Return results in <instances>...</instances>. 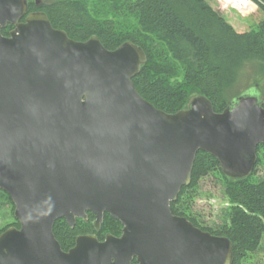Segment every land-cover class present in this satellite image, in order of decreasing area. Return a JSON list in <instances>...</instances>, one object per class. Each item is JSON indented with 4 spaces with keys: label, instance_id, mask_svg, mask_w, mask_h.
I'll return each mask as SVG.
<instances>
[{
    "label": "water",
    "instance_id": "95a60500",
    "mask_svg": "<svg viewBox=\"0 0 264 264\" xmlns=\"http://www.w3.org/2000/svg\"><path fill=\"white\" fill-rule=\"evenodd\" d=\"M28 9V0H0V189L20 224L0 234V264H232L231 240L171 203L198 151L229 177L253 172L264 143L257 85L221 112L202 94L166 112L133 82L147 62L142 47L78 41ZM87 212L97 230L110 213L121 235L81 234L63 250L56 220L73 227Z\"/></svg>",
    "mask_w": 264,
    "mask_h": 264
},
{
    "label": "trees",
    "instance_id": "16d2710c",
    "mask_svg": "<svg viewBox=\"0 0 264 264\" xmlns=\"http://www.w3.org/2000/svg\"><path fill=\"white\" fill-rule=\"evenodd\" d=\"M227 1L243 12L253 7L250 0ZM252 1L263 16L244 32L237 31L208 0H43L40 6L36 0H28V13L46 12L54 28L65 30L78 41L96 35L111 50L126 41L142 47L147 62L133 82L155 107L175 113L186 108L193 95L202 94L221 112L241 93L232 95L231 91L246 65L253 59L264 61V0ZM13 27L8 24L3 34ZM255 85L264 97L259 82L246 90ZM262 152L264 143L258 146L257 164ZM256 167L246 177H229L214 156L198 151L190 183L171 203L175 215L228 237L233 245L232 264H246L264 237V179L255 178ZM209 174L220 179L230 202L228 220L217 227L205 226L190 210L200 180ZM95 219L94 213L87 212V220L77 218L73 227L64 218L56 220L54 233L63 250L72 248L81 234H96L100 240L106 234H121L122 223L110 213H104L99 230L93 224ZM10 226L19 227V221L14 218L0 233ZM132 264H137L136 260Z\"/></svg>",
    "mask_w": 264,
    "mask_h": 264
},
{
    "label": "rangeland",
    "instance_id": "374dc122",
    "mask_svg": "<svg viewBox=\"0 0 264 264\" xmlns=\"http://www.w3.org/2000/svg\"><path fill=\"white\" fill-rule=\"evenodd\" d=\"M208 1L239 32L251 29L253 24L263 16V12L252 0L250 1L253 3V7L247 12L241 11L227 0ZM256 82L260 83L264 91V61L260 59H253L246 65L231 94L235 95L245 91L246 88ZM193 97L194 95L190 98V101ZM254 176L257 179H264V152L260 154V162L257 164ZM196 190V196L190 205L191 212L196 214L204 222L205 226L217 227L226 222L230 212V202L220 179L214 174H209L200 180ZM13 206L14 204L9 195L5 191H0V231L12 224L14 218H16ZM246 264H264V237L260 248L248 258Z\"/></svg>",
    "mask_w": 264,
    "mask_h": 264
},
{
    "label": "flooded vegetation",
    "instance_id": "af4514ba",
    "mask_svg": "<svg viewBox=\"0 0 264 264\" xmlns=\"http://www.w3.org/2000/svg\"><path fill=\"white\" fill-rule=\"evenodd\" d=\"M42 2H43V0H40V3H41V4H42ZM41 4H40V5H41ZM40 5H39V6H40ZM81 219H82V218H81ZM83 220H85V219H83ZM86 220H87V219H86ZM121 233H122V232H121ZM120 235H121V234H120ZM120 235H118V236H120ZM97 237H98V236H97ZM104 239H105V238H104ZM104 239H103V240H104ZM99 240H100V239H99Z\"/></svg>",
    "mask_w": 264,
    "mask_h": 264
}]
</instances>
